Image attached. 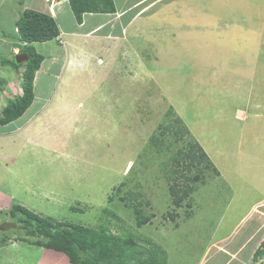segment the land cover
Wrapping results in <instances>:
<instances>
[{
	"label": "rangeland",
	"instance_id": "rangeland-1",
	"mask_svg": "<svg viewBox=\"0 0 264 264\" xmlns=\"http://www.w3.org/2000/svg\"><path fill=\"white\" fill-rule=\"evenodd\" d=\"M168 1L175 4L162 2L147 14L151 24L139 43L124 40L119 52L108 54L92 48L93 68L71 88L51 93L68 97L64 106L72 113L65 119L55 110L23 138L6 135L0 187L9 188L13 177L25 209L88 229L105 227L137 247L157 248L164 264H217L218 247L232 250L229 242L264 228L261 203L250 211L264 197V130L261 119L254 133H248L253 125L243 128L250 123L243 122L249 97H263L248 85L253 77L264 79V0ZM16 2L4 6L15 13ZM20 94H6V104ZM195 142L224 165L221 175L213 161L192 159ZM6 220L0 245L3 236L34 245L46 239ZM218 235L227 238L220 246L212 243ZM9 253L0 264H16ZM62 254L67 262H60L71 264Z\"/></svg>",
	"mask_w": 264,
	"mask_h": 264
},
{
	"label": "crops",
	"instance_id": "crops-1",
	"mask_svg": "<svg viewBox=\"0 0 264 264\" xmlns=\"http://www.w3.org/2000/svg\"><path fill=\"white\" fill-rule=\"evenodd\" d=\"M5 2L6 0H0V57H4L3 60L0 58V89H2L0 91V111L6 105V94H10L12 91L18 93L22 91L20 85V72L22 67L15 68L4 60H12V57L19 51H22L25 45L24 42L20 41L16 27V21L19 18L20 12L23 9H32L49 14L55 20L59 28V35L53 39L33 41L30 43L33 49L44 57L34 74V98L32 103L20 117L9 123L0 124V143L6 142L4 141L6 135L12 132L20 133L21 138H23L25 132L33 127V124H38V122H40L38 126L42 125V116L52 111L59 110L61 116L65 119L64 117L72 113V111L69 110L70 105L66 108L64 106L65 100L69 99L67 96H64L65 93L60 96H53V94L58 87L63 89L61 93L64 92L65 89L71 88L74 78L86 74L87 70L93 68L95 62H93L92 59L96 57V54H94L95 49L92 50V48L98 47L99 50H106L105 52L108 54V51L111 50L115 51V53L119 52L124 40H131L134 42L138 40L137 43H139L141 31L146 30L145 28H147L148 23L151 24L149 22L150 16H147L151 9L162 2H164L165 5H168V3L175 4V2H169L168 0H113L115 9L113 12H84L81 22H78L68 0H17L15 13L13 12L14 10H11V7L7 5L4 6ZM184 4L188 7L185 1ZM6 18H9L10 22L6 23V21H4ZM9 23L11 24L9 25ZM149 32L152 31L150 30ZM102 47L105 49L103 50ZM99 58L102 57L98 56L96 58L99 66L104 67L106 62L100 63ZM103 60L106 59L104 58ZM108 68L109 67H107V69ZM101 70H103V68ZM4 79L6 81L5 86ZM253 80L256 81L253 82ZM253 80L250 81L248 87H254V89L252 88L253 92L263 93L260 94L263 97L260 98L257 94L249 97L252 99V102L247 104L248 113H243L244 117L246 116L247 119L245 120L246 117L241 119L242 121L245 120L243 121L245 123L250 122L249 125H243V128L250 129L253 125L248 133L255 132L253 129L260 123L258 122L259 119H261V128L259 129L264 130V79L261 81V79H255L253 77ZM52 92L53 94L51 95ZM3 93H5V95ZM64 125L65 124H61V127L63 128ZM258 133L260 134V132ZM262 134L264 135V133ZM252 136L254 137V134H252ZM24 142L27 143L28 141L24 139ZM249 156H251V154L246 153V159ZM211 161L216 165L221 175V167L224 165L220 164L218 161L216 162V160ZM12 178L13 177L8 176V180L10 181L9 188L0 187V213L4 214L3 221H7L6 218H8V220L14 219L9 213L13 205L28 207L26 204L19 201L18 197H15L20 196V193L13 187L14 181ZM222 178L226 181L229 180V178H226L224 175ZM6 179L7 177L3 178L1 182H5ZM24 179V185L26 186L30 180L27 178ZM254 179L256 180V178ZM254 179L252 178L251 180L253 181ZM26 194L24 193V195ZM232 194L235 197L239 194L241 196V193L232 192ZM262 199L261 202L254 204L250 208V211L255 210L257 206H260V203L262 205L261 207H264V197ZM260 215L264 216V209L260 211L258 217ZM257 220L261 219L257 218ZM218 225L221 226V228L223 227L220 220H218ZM218 225L216 224V227H218ZM260 226L261 225L256 227L254 231L246 234V238L242 241L234 243L233 241L229 242L230 245L228 248L232 250H227L224 249V246H220V242L223 243L227 238L218 235L212 242L220 246L216 253L218 257H220V262L217 264H229L233 261L237 264H264V253L256 258L253 257L254 252L260 247L261 241L264 239V235L262 234L264 228H260ZM1 233L6 234L5 230H3V232L1 231ZM10 238L11 240L7 239L6 236L2 238L0 259L5 258L10 252L8 257L9 262L17 260L16 264H20V261H23V264H62L67 262L60 251L44 246H37L36 242L34 245L20 239L12 240L13 236H10ZM253 241L254 245L252 251L246 258L245 255H242V252L245 247ZM31 252L36 253L34 255L35 258L32 257L31 260H28V255H32ZM223 256L229 259H223ZM46 259L49 261L47 262ZM61 259H63L62 263L60 262Z\"/></svg>",
	"mask_w": 264,
	"mask_h": 264
},
{
	"label": "trees",
	"instance_id": "trees-1",
	"mask_svg": "<svg viewBox=\"0 0 264 264\" xmlns=\"http://www.w3.org/2000/svg\"><path fill=\"white\" fill-rule=\"evenodd\" d=\"M68 1L78 22H81L84 12H113L115 10L113 0ZM16 27L20 41L25 43L22 51L26 52L29 58L21 63H16L15 59H4L15 68L22 67L20 72L22 91L16 99H9V102L2 108L0 124L9 123L20 117L33 101L34 74L44 57L37 53L30 43L53 39L59 35V28L49 14L32 9H23L20 12ZM192 147L195 149H192L190 155L192 159L193 156L197 158L194 161L205 159L208 165H212V161L198 143L195 142ZM188 160L191 161L190 156ZM18 211L22 215L17 214ZM9 213L18 222L30 227L29 234H41L46 238L42 241L39 240L40 242L36 244L65 252L71 264H164V259L158 257L157 248H154V252H152L148 246L137 247L135 243L118 239L105 227L88 229L81 225L53 221L49 217L33 213L20 205H13ZM1 221L3 220L0 219ZM148 252L149 254H147ZM263 253L264 239L254 252L253 257L256 258Z\"/></svg>",
	"mask_w": 264,
	"mask_h": 264
},
{
	"label": "water",
	"instance_id": "water-1",
	"mask_svg": "<svg viewBox=\"0 0 264 264\" xmlns=\"http://www.w3.org/2000/svg\"><path fill=\"white\" fill-rule=\"evenodd\" d=\"M29 56L27 53L25 52H21L15 55V61L16 63H21V62H25L26 60H28Z\"/></svg>",
	"mask_w": 264,
	"mask_h": 264
},
{
	"label": "clouds",
	"instance_id": "clouds-1",
	"mask_svg": "<svg viewBox=\"0 0 264 264\" xmlns=\"http://www.w3.org/2000/svg\"><path fill=\"white\" fill-rule=\"evenodd\" d=\"M21 52H24V51H19L18 53H21ZM18 53H17V54H18ZM25 53H26V52H25ZM15 55H16V54H15Z\"/></svg>",
	"mask_w": 264,
	"mask_h": 264
}]
</instances>
